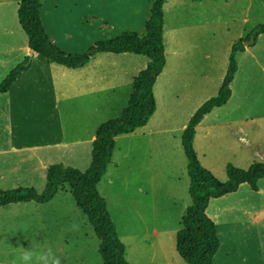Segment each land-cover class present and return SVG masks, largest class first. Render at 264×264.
I'll return each mask as SVG.
<instances>
[{"label": "crops", "instance_id": "1", "mask_svg": "<svg viewBox=\"0 0 264 264\" xmlns=\"http://www.w3.org/2000/svg\"><path fill=\"white\" fill-rule=\"evenodd\" d=\"M19 2L0 0V82L31 56V66L7 92H0V189L24 186L40 192L46 187L49 165L63 163L82 170L90 166L98 127L120 116L133 92L134 78L146 67L148 60L132 53H98L86 66L69 68L49 61L38 52L32 54L19 22ZM46 4L48 0L41 7L43 24L44 17L54 13L44 10ZM101 4L104 17L119 21L127 29L146 32L151 0H147L142 14L138 13V0H108ZM164 13L166 63L154 85L155 113L145 126L116 137L113 163L109 164L98 184L101 195L106 198L102 187L109 195L111 188H108L118 180L120 163L116 155L125 157L126 148H130V157L138 155L141 162L144 157H152L151 149L155 146L156 154L165 156L160 157L166 159L162 161L165 164L160 161L156 172L150 163H146L150 169V176L146 178L150 187L166 192L164 198L159 196L163 199L161 217L154 211L160 225L154 226L153 234L160 240L159 246L150 254L151 264H170L166 262L168 255L163 246L171 239H175L176 246L181 219L192 203L183 131L197 108L218 93L233 44L254 26L264 23V0H166ZM44 27L46 29L45 24ZM50 27L54 32L49 33L47 29L46 32L52 41L68 53L76 51L66 47L81 46L84 42V39L73 40L69 32L57 25ZM246 45V49L237 54L238 70L231 84V98L225 105L206 114L195 134L194 144L201 163L223 181L227 180L229 163L247 169L256 161L254 159L264 161V127L260 123L264 113H252L249 109L253 96L264 110V33L254 45ZM107 58L113 61L109 65L105 61ZM121 140L128 141L129 147L119 144ZM133 164L136 167V161ZM155 173L164 182L159 187L154 181ZM62 190L69 191L75 202L71 187L66 183L48 203L19 202L0 208L31 202L50 204ZM177 207L179 210L174 216L178 219L175 221L173 211ZM77 208L87 218L81 208ZM219 210L226 218L223 228L218 226L215 218ZM207 213L216 223L221 238L214 264L217 258L218 264H264V178L259 181L257 191L248 184H241L236 192L212 199ZM67 218L69 221L73 216L67 215ZM0 222H3L0 224L2 236L12 226L3 218ZM116 225L127 246L128 261L140 264L145 258V249H134L132 260L131 249L124 238L135 241L139 238L138 233L133 228L129 232L124 229L122 235ZM67 228L71 230L69 225ZM223 235L226 249H222ZM141 241L140 244H147ZM57 250L65 254L68 249ZM75 250H79L76 261H82L85 249ZM5 253V249H0V264H20L6 262Z\"/></svg>", "mask_w": 264, "mask_h": 264}, {"label": "trees", "instance_id": "2", "mask_svg": "<svg viewBox=\"0 0 264 264\" xmlns=\"http://www.w3.org/2000/svg\"><path fill=\"white\" fill-rule=\"evenodd\" d=\"M44 1L20 0L18 17L30 48L49 61L69 68H81L98 53H132L144 55L148 61L146 67L134 78L133 92L120 116L109 119L98 127L93 141L92 161L86 170L63 163L51 164L47 170L46 187L42 192L34 187L24 186L0 189V207L29 201L48 203L56 196L60 187L67 183L77 206L87 216L100 240L99 252L103 264H131L126 257L127 246L119 235L107 200L101 195L98 184L109 164L113 163L116 137L145 126L155 113L157 103L154 85L166 63L163 32L166 0H152L151 15L143 36L136 31L126 30L113 39L96 42L84 53H68L52 41L41 18ZM263 33L264 23H260L233 44L227 72L218 93L197 108L182 134V144L188 159L192 203L181 219L176 248L188 264H214L221 246L216 223L207 213L210 201L236 192L241 184H248L252 190L257 191L259 181L264 178V161H255L248 169L229 163L226 167L227 180H220L201 163L194 144L197 126L205 115L225 105L231 98V84L238 70L237 54L246 49L247 43L254 45ZM30 66L31 58L27 56L0 82V92H7Z\"/></svg>", "mask_w": 264, "mask_h": 264}, {"label": "rangeland", "instance_id": "3", "mask_svg": "<svg viewBox=\"0 0 264 264\" xmlns=\"http://www.w3.org/2000/svg\"><path fill=\"white\" fill-rule=\"evenodd\" d=\"M105 1L108 0H48V4H46L47 8L45 7L44 10L49 9L54 13H48L44 17L46 29L49 33H52L54 32V28L52 29L50 25H57V28L69 32L73 36V40L84 39L81 46L66 47L76 51L70 53H84L98 41L113 39L126 30L136 31L134 29H127L126 25H122L119 21L115 22L113 19L104 17L105 10L104 7L101 8V3ZM144 5H147V0H138L139 14L144 13ZM145 33H139V35L143 36ZM123 56L121 55V57ZM28 57L31 58L30 55ZM139 57L147 59L144 55H140ZM105 61L108 62L107 65L113 62L111 58H107ZM250 98V111L252 113L258 112L263 114L264 110L258 103L259 101L255 100L253 96ZM260 123L264 127L263 119L262 121L260 120ZM124 142L121 140L119 144H128L129 147V142ZM155 142L156 140L154 141V145ZM155 147L151 149L154 152L152 157H144L142 162L139 161L138 155L130 157V148H126L125 157L119 154L121 157L119 159V155H116V159L120 163L117 170L118 180H115V184L108 188H111L108 192L109 195L104 190V186L102 187V192L106 196L109 209L112 211L111 215L118 224L121 234H125L124 229L129 232V229L133 228L134 232L138 233L139 238L142 239L141 242L147 243L145 245L140 244L139 238H136L134 241V239L131 240L124 237L129 244V249H131L130 258L132 260H134L135 256L134 249H145V258L140 261V264H151L149 260L150 254L153 253V249L159 246L158 242L160 238H155L153 229L155 225L159 226L160 222L156 221L154 211L156 210L158 217H161L163 209V205H161L163 199L161 198H164L166 194L165 190L163 193L155 191L146 180L150 176V169L146 163H150L153 171L156 172V168L160 166V161L163 163L162 161L166 160L160 159L161 156L156 154ZM226 156L229 157L228 155ZM161 158H165V156ZM169 158L171 160V156ZM254 160L261 161L260 158ZM135 161L137 163L136 167L133 164ZM217 172L220 174V171ZM154 181L157 187L160 186V183L161 185L164 184L163 181L159 180V175L156 173ZM162 188L166 187L163 186ZM212 209H210V214L213 215ZM177 210H179L178 207L174 209L173 216L177 214ZM220 210L215 218L217 219L218 226L223 228L226 224V218ZM67 215H72L73 219L68 221ZM82 217H84L83 221ZM0 218H3L5 223L12 226L7 234L0 236V249H5L6 251L4 254L6 262L20 263L19 257L32 243L36 246V250L51 247L53 252L62 258L63 264H103V259L99 253L100 240L94 233L88 219L77 208L69 191L62 190L53 202L46 205L31 202L28 204H17L10 208H0ZM173 218H175V221L178 219L176 216ZM2 223L0 222L1 225ZM68 225L71 230L67 228ZM74 225H78V228L74 229ZM222 237V249H226L224 243L225 236L223 235ZM163 247L166 249L168 255L166 262L170 264H188L177 252L175 239L168 240ZM57 249H61V251H63L62 249H68L66 250L67 254L65 253V255ZM75 249H85L82 261H78V259L76 261V258L79 257V250ZM216 263H220L219 258H217Z\"/></svg>", "mask_w": 264, "mask_h": 264}, {"label": "clouds", "instance_id": "4", "mask_svg": "<svg viewBox=\"0 0 264 264\" xmlns=\"http://www.w3.org/2000/svg\"><path fill=\"white\" fill-rule=\"evenodd\" d=\"M78 225H74V229ZM20 264H63L60 256H57L51 247L36 250L34 244H30L22 255L19 257Z\"/></svg>", "mask_w": 264, "mask_h": 264}, {"label": "water", "instance_id": "5", "mask_svg": "<svg viewBox=\"0 0 264 264\" xmlns=\"http://www.w3.org/2000/svg\"><path fill=\"white\" fill-rule=\"evenodd\" d=\"M33 52H34V50L33 49H31V53L33 54Z\"/></svg>", "mask_w": 264, "mask_h": 264}]
</instances>
